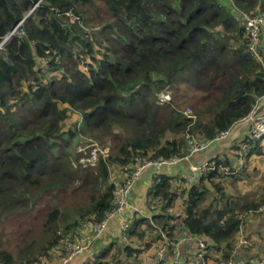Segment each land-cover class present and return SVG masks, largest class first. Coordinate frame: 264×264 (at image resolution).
Here are the masks:
<instances>
[{"label":"trees","instance_id":"1","mask_svg":"<svg viewBox=\"0 0 264 264\" xmlns=\"http://www.w3.org/2000/svg\"><path fill=\"white\" fill-rule=\"evenodd\" d=\"M228 1L0 0V42L22 21L0 50V264H42L63 252L62 235L102 221L117 188L112 167L185 157L188 140H214L251 114L264 96V48L260 58L249 51ZM232 1L250 15L264 8V0ZM166 86L173 96L157 105ZM84 139L113 144L85 167L75 149ZM231 150L241 166L224 154L193 184L155 176L146 215H133L125 239L84 264H140L136 243L147 252L162 235L160 264L176 251L195 264L194 246H176L182 231L205 244L204 264H254L264 228L249 219L264 192L250 195L259 174L250 160L264 156V135L248 131ZM243 230L253 247L236 250Z\"/></svg>","mask_w":264,"mask_h":264},{"label":"built area","instance_id":"2","mask_svg":"<svg viewBox=\"0 0 264 264\" xmlns=\"http://www.w3.org/2000/svg\"><path fill=\"white\" fill-rule=\"evenodd\" d=\"M235 20L241 23L244 27L246 34L250 38V45L249 51L256 56L259 57V50L264 48V8L258 9L254 15H250L246 12L241 10H236L235 13ZM22 22V21H21ZM21 22L19 25H21ZM17 25L11 32H9L0 42V50L5 47V45L10 41L13 36L21 35L18 33ZM172 98V90L169 86H166L163 90H161L157 94V105H164L165 103L169 102ZM185 115L189 116L192 114L191 110H187L184 112ZM249 129V135L251 139H259L264 135V116L258 117L251 121ZM227 134L223 132L219 138L225 137ZM213 140H202V141H195V140H188L189 145V154L185 157H170V158H157L154 160H141L135 159L129 166L124 167V182L121 185H116L117 188L113 193V207L112 209L106 213L105 218L100 222H93L90 226V233L81 234L77 237H69V236H61L62 242V250L63 255L61 257L59 264H79L78 259L83 255L87 254L95 239H99L102 237L104 232L107 230L108 223L111 219H116L119 225V233L121 240L125 239V235L129 225V215H127V209L130 207L129 199L132 189L139 178H141L147 171H151L153 176L160 173L164 167L169 166H177L184 161H188L189 157L192 154L197 152H201L205 150L209 144ZM95 142L89 144L91 150L90 154H88L89 147L84 145L78 149L77 152L82 154L80 159V163L83 166H93L98 157L96 154L95 149ZM243 149V148H242ZM110 152V144L109 146L106 144L103 148L102 157H106ZM231 153L238 155V166L243 164V156L240 151L237 153L231 150ZM215 165L212 162H207L203 164L200 168L191 169L195 173L196 180H198L201 176H205L209 172L215 169ZM226 169H223L225 172ZM189 183L194 181L193 177L186 178ZM259 213H264V206L260 208L258 211ZM181 244H190L195 246V264H204L202 263L205 244L188 234L186 231H182L181 235L178 237V242L176 246ZM243 247H253V242L247 240L244 234H240L237 239V246L236 250L243 248ZM165 246L161 245L159 248L156 249L154 253L155 259L151 262V264H160L163 259ZM183 262L180 259L179 252L176 251L174 256L171 259V264H182ZM227 264H245L242 260L228 262ZM254 264H264V254L260 256V258Z\"/></svg>","mask_w":264,"mask_h":264},{"label":"crops","instance_id":"3","mask_svg":"<svg viewBox=\"0 0 264 264\" xmlns=\"http://www.w3.org/2000/svg\"><path fill=\"white\" fill-rule=\"evenodd\" d=\"M246 130L249 131V127L242 129L239 137L235 140V142L232 143L231 147L234 144H236L242 140L241 138L243 137L244 132ZM230 148H226V149L222 150L216 158H222V157H224L223 156L224 154H226L228 156V154H229L228 152H230V154H232ZM205 150H203L201 152H197L195 154H192L189 157L188 161H184L183 163H180L177 166L164 167L163 170L160 173L156 174L155 176H157V175L158 176L182 175V178H184V180L187 182V184H193V183L197 182L196 177H195V173L191 169L200 168L203 164L210 162V161H204L200 157V155L203 154V152ZM250 163L252 165L251 170L253 167L258 169L257 171L259 172V174L257 175V179L264 176V156L260 157V159H255V160L252 159V160H250ZM151 173L152 172L150 170L147 171L141 178H139L137 180V182L135 183V185L132 189V192L130 194V199H129L130 207L126 211L127 215H129L130 217H132L133 215L134 216L135 215H146L145 203L147 202V192H148V189L154 180V176ZM120 175H121V173L118 176H120ZM187 177H193L194 181L192 183H189L188 180L186 179ZM123 178H124V175H123ZM177 206H178V204H177ZM253 215H251V217H255L256 215H258V216L260 215L261 217H263L264 213H261V212L260 213H254ZM147 216L149 217L150 214L148 213ZM262 227H264V226H262ZM116 238H120L119 225H118V222L116 219H111L110 222L108 223L107 230L104 232L102 237L94 240L90 251L87 254L80 257L77 260L78 263L84 264L85 261L89 260L90 258L95 256L96 253L99 252L101 246L105 247V246L109 245L110 242ZM59 263H60V259H59L58 264Z\"/></svg>","mask_w":264,"mask_h":264},{"label":"rangeland","instance_id":"4","mask_svg":"<svg viewBox=\"0 0 264 264\" xmlns=\"http://www.w3.org/2000/svg\"><path fill=\"white\" fill-rule=\"evenodd\" d=\"M227 4H228V5H231L230 8H232L233 11H234V13H236V10H238V9L234 6L233 1H232V0H229ZM234 15H235V14H234ZM239 23H240V22H239ZM240 24H241V23H240ZM171 90H172V89H171ZM172 96H173V90H172ZM183 109L185 110V112H186L187 110H190L188 107H185V108H183ZM76 118H78L77 115H74L71 121H75ZM247 132H248V130H246V131L244 132V135H243V137H242L241 139H243V138L247 135ZM92 142H95V143H96V144H95V149H96V154H97V156H102V153H101V152H103V148H104V146H105L106 144H107L108 146H109V144H110L111 146H112V144H113L112 141H111V142L108 141V142H106L105 144H99V143L96 142V141H91V140H89V139H84L83 141L81 140L80 143H79V145L75 148V149H76V152L78 151V149H79L80 147H82V146H84V145H87V146H88L89 144H92ZM187 143H188V142H187ZM88 147H89V149H88V154H90V150H91V148H90V146H88ZM228 156H229L230 158H232L233 160L236 161V157H233V155L228 154ZM141 160H147V159H146V158H143V159H141ZM129 165H130V164H129ZM129 165H127V166H129ZM127 166H126V167H127ZM110 172H111L110 180H112L115 184H121V182H123V181L125 180V179L123 178V175H124V169L121 170L120 168L112 167V168L110 169ZM120 173H121V175L118 176ZM253 175H254V174H253ZM253 175H252V177H253ZM257 175H258V174H257ZM252 177H251V178H252ZM254 179L257 180V183L254 185L253 189L251 190V194H250V195H252V194H254V193H257V194H259V193H261V192L263 193V192H264V184L261 185L260 183H262V182L259 183V182H258L259 179H257V177H255ZM262 181L264 182V177H263ZM177 211H179V210H176L175 208H173V210L171 211V213H172V214H176V213H178ZM130 218H131V217H129V219H130ZM249 220L251 221L250 224H249V226H251V228L261 230L262 225L260 224V222L262 221L263 224H264V216L261 217L260 215H259V216L256 215L255 217H251ZM263 228H264V227H263ZM241 232H242V234H244V233H245V230H243V231H241ZM180 235H181V233H177V237H179ZM263 237H264V236H263ZM162 239H163L162 241H158V242L156 243V247H155V248H152V249H150V250L147 251V252H145V251H146V248H144V245L141 244V242L136 243L135 247H136L139 251H141L142 253H144V255H143L144 262H143V259H142V260L140 261V264H151L152 260L154 259V253H155L156 249L159 248L161 245H163L164 241L167 240V238H166L164 235H162ZM60 248H61V247H59V250H58V251H59V256H58V254H57V255H56V254H51L48 258L42 260V264H58L61 255H63V253L60 251ZM240 251H241V250H240ZM241 253H242V252H241ZM241 253H238V252H237V254H239V255H242ZM243 253L246 254L245 251H243ZM237 254H236V255H237ZM236 255H235V256H236Z\"/></svg>","mask_w":264,"mask_h":264},{"label":"water","instance_id":"5","mask_svg":"<svg viewBox=\"0 0 264 264\" xmlns=\"http://www.w3.org/2000/svg\"><path fill=\"white\" fill-rule=\"evenodd\" d=\"M261 116H264V96L259 99L251 114L247 118L234 124L227 131L225 137L214 139L203 152V154L200 155V157L204 161L214 160L222 150L231 147L232 143L235 142V140L239 137L242 129L248 128L251 124V121Z\"/></svg>","mask_w":264,"mask_h":264},{"label":"clouds","instance_id":"6","mask_svg":"<svg viewBox=\"0 0 264 264\" xmlns=\"http://www.w3.org/2000/svg\"><path fill=\"white\" fill-rule=\"evenodd\" d=\"M110 147H111V145H110ZM142 159V158H141ZM149 160V159H148ZM122 170H123V168H122ZM158 176V175H157ZM155 177V176H154ZM125 179V178H124ZM124 182V181H123ZM122 182V183H123ZM117 185H121V184H117ZM150 217V216H149ZM193 246V245H192ZM194 248H195V246H194ZM61 257H62V255H61ZM61 257H60V260H61ZM154 259H155V257H154ZM153 261V260H152Z\"/></svg>","mask_w":264,"mask_h":264}]
</instances>
